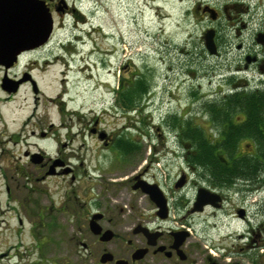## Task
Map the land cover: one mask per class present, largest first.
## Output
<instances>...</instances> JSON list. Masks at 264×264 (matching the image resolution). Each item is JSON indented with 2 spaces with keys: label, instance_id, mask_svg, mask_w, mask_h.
<instances>
[{
  "label": "rangeland",
  "instance_id": "1",
  "mask_svg": "<svg viewBox=\"0 0 264 264\" xmlns=\"http://www.w3.org/2000/svg\"><path fill=\"white\" fill-rule=\"evenodd\" d=\"M76 1L82 19L71 13L56 16L49 44L24 55L14 72L31 74L43 93L37 117H31L37 101L30 84L22 86L12 101L2 100L0 92V264H98L97 253L90 255L80 243L93 240L86 231L80 205L87 212L101 202V178L115 179L110 166L116 150H104L95 138L83 136L82 119H92L94 113L102 115V129L119 134L120 147L126 148L131 139L128 147H146L150 161L151 150L158 144L155 126L165 125L167 116L168 123L177 126L175 115L195 113L194 124L208 133L209 121L198 107L229 88L222 73L210 72L216 63L204 60L195 49L198 45L192 40L200 37L202 28L194 27L185 17L195 0ZM128 62H132V81L139 73L135 79L150 85L143 98L140 120H144L132 122L137 123L138 131H145L144 136L148 133L151 137L142 138L136 129H125V115H113L117 111L111 109L116 94L110 88L116 90L120 67ZM65 92L69 112L77 111L79 116L57 115L51 101ZM34 122H39L35 128ZM50 124L55 136L61 134L66 154H75L71 162L77 167L76 179L53 178L48 184H38L34 191V184L26 181L27 172L34 169L24 152L33 151L34 144L56 152L53 142L32 137L34 131H48ZM60 124L65 126L57 131ZM138 160L134 155L127 165L135 167ZM21 168L27 172L17 177ZM222 189L226 197L222 208L212 206L191 218L192 264H210L209 258L218 264H264V248L257 247V238L251 234L264 223V189H246L241 184ZM192 196V192L187 193V198ZM113 203L116 207L125 205L122 201ZM240 209L246 211V220L238 215ZM108 248L121 254L125 246L113 241ZM148 264L153 263L149 260ZM160 264L172 262L162 260Z\"/></svg>",
  "mask_w": 264,
  "mask_h": 264
},
{
  "label": "flooded vegetation",
  "instance_id": "2",
  "mask_svg": "<svg viewBox=\"0 0 264 264\" xmlns=\"http://www.w3.org/2000/svg\"><path fill=\"white\" fill-rule=\"evenodd\" d=\"M43 1L54 19L56 16L62 17L63 14L68 13L73 14L77 19L82 18L79 15L81 6L76 0ZM185 17L194 27L202 28L200 37L192 41L195 46H199L195 49H199L204 60L210 61L211 64L216 63L210 67V72L219 71L225 77L223 81L229 88L221 92V97L227 101L230 96L237 95L239 100L237 115L226 117L221 124L212 116H205L209 121L207 133L209 140L214 144L220 142L225 144V147L216 153L226 158L235 156L240 163L237 174L240 172L234 185L224 188L241 184L246 189H264V160H261L264 156V0H195L192 8L187 9ZM38 49L35 48L33 52ZM28 53H22L17 63L8 69L0 65L2 73L0 92L3 96L2 100L12 101L22 86L30 84L37 101L31 114V117L35 118L38 112V99L43 93L39 91L31 74H15L20 59ZM131 64L132 62L124 63L120 67L117 88L111 90L116 94L111 109L117 112L113 115L119 113L125 115L128 125L124 128L127 130L136 129L137 123L132 121L144 120H140L144 102L133 110L118 106L121 85L131 80L133 76ZM12 72L15 73L11 75ZM20 81L23 82L17 86L16 83ZM15 91L17 92L13 93ZM148 94L147 92L144 95L145 98ZM65 95L66 92L51 101L56 107L57 115L60 118L68 115L79 116L77 111L69 112ZM103 110L110 112L107 108ZM132 114L135 115L133 118L130 117ZM194 115L189 117L175 115L177 126L175 122L169 124L167 121L169 116H167L164 120L165 125L155 126L158 144H155L151 150L153 154L150 161L146 157L149 151L146 147L140 146L137 149L128 147L132 143L131 139L130 143L126 142V148L120 147L118 142L121 136L114 132L107 134L102 129V115L100 117L94 113L92 119H82L83 136L86 134L95 138L104 150H116L110 166L116 173L113 175L115 179L106 175L101 178L99 184L101 202L93 204L95 209L87 212L85 206L80 205L82 208L80 213L86 216L85 221L88 226L86 231L93 236L92 242L80 243L90 255L97 253L98 264H148L149 260L153 264H160L162 260H168L172 264L193 263L191 218L197 214L194 208H196L198 191L202 188L216 193L222 191L221 206L215 208H222L226 201L223 187L215 188L220 186L214 185L211 173L195 163L196 150L189 136L197 126L194 124ZM148 118L151 119L149 116ZM28 121L32 119L28 118ZM180 121H182L181 125ZM38 123L34 122V128ZM63 125L65 126L60 124L57 131H60ZM53 131L54 125L50 124L48 131L37 134L34 131L32 137L41 142H53L57 147L56 152L52 154L47 149L34 144L33 151L28 149L24 152L34 171L29 174L21 168L17 173V177L21 176L19 173H28L26 181L30 185L34 184L31 186L34 191L38 184H48L53 178L70 176L73 181L76 179L77 167L71 162L75 154H66L61 134L55 136ZM135 131L142 138L151 137L148 133L144 136L145 131L142 129ZM134 155L139 157L136 166L127 165ZM248 159L253 160L245 165L244 161ZM80 161L81 166L84 167V160L80 159ZM231 168H233L231 165L227 166V169ZM189 192L193 193L191 198H187ZM113 201H122L125 205L116 207ZM240 211L243 215L241 218L246 220V211L240 209L238 215ZM180 213L183 215L180 216ZM40 214L43 215V212ZM91 226H94L99 233H93ZM106 233L111 235L108 241L105 240L108 236ZM251 234L257 238L256 240L252 238L257 242V247L264 248V223L256 230L252 229ZM113 241H119L125 246L123 253L117 254L108 248V244ZM208 261L210 264H218L211 258Z\"/></svg>",
  "mask_w": 264,
  "mask_h": 264
},
{
  "label": "water",
  "instance_id": "3",
  "mask_svg": "<svg viewBox=\"0 0 264 264\" xmlns=\"http://www.w3.org/2000/svg\"><path fill=\"white\" fill-rule=\"evenodd\" d=\"M45 5L43 0H0V65L8 69L17 63L23 52L37 49L50 40L55 23ZM220 203L219 193L202 188L198 191L194 212H203L207 206L220 207ZM239 216L243 217L242 211ZM91 229L99 233L94 226ZM106 235L105 240H110L111 235Z\"/></svg>",
  "mask_w": 264,
  "mask_h": 264
},
{
  "label": "trees",
  "instance_id": "4",
  "mask_svg": "<svg viewBox=\"0 0 264 264\" xmlns=\"http://www.w3.org/2000/svg\"><path fill=\"white\" fill-rule=\"evenodd\" d=\"M138 75L139 73L135 75L134 81L131 79L121 85L118 95V106L120 108L133 110L139 107L143 102L144 95L150 91V85H147L144 80L135 79ZM238 102L237 95L230 96L227 101L221 95H216L215 98L203 102L201 106L199 105L198 111L203 115L212 116L217 123L221 124L226 117H235L237 115ZM189 136H191L193 148L196 150V165L205 167L211 173L214 178V185L220 187L234 185V181H236L237 175L240 172L237 174L240 163L235 156H228L226 158L216 153L219 149L225 147L224 142H220L219 144L212 143L208 138L207 132L200 126H196L195 131H191ZM234 141L236 142V139ZM262 159L264 160V156L261 157ZM251 160L253 159L245 160V165L249 164ZM229 165L233 168L227 169Z\"/></svg>",
  "mask_w": 264,
  "mask_h": 264
}]
</instances>
